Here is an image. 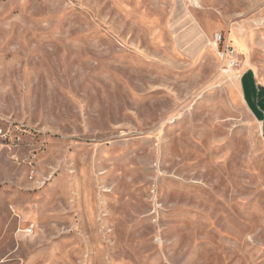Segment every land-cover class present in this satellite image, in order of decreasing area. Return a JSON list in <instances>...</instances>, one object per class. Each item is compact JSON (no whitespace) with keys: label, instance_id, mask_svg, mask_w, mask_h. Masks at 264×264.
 Returning a JSON list of instances; mask_svg holds the SVG:
<instances>
[{"label":"rangeland","instance_id":"rangeland-1","mask_svg":"<svg viewBox=\"0 0 264 264\" xmlns=\"http://www.w3.org/2000/svg\"><path fill=\"white\" fill-rule=\"evenodd\" d=\"M258 118L264 0H0V264H264Z\"/></svg>","mask_w":264,"mask_h":264},{"label":"built area","instance_id":"built-area-1","mask_svg":"<svg viewBox=\"0 0 264 264\" xmlns=\"http://www.w3.org/2000/svg\"><path fill=\"white\" fill-rule=\"evenodd\" d=\"M217 40L221 42V35H218ZM218 53L223 59L229 60V66H236L238 64L236 59L237 52L232 46L226 45L223 49L218 48Z\"/></svg>","mask_w":264,"mask_h":264},{"label":"crops","instance_id":"crops-1","mask_svg":"<svg viewBox=\"0 0 264 264\" xmlns=\"http://www.w3.org/2000/svg\"><path fill=\"white\" fill-rule=\"evenodd\" d=\"M245 89V88H244ZM257 117V116H256ZM259 121L261 122V129H262V134H264V119L263 118H258Z\"/></svg>","mask_w":264,"mask_h":264}]
</instances>
